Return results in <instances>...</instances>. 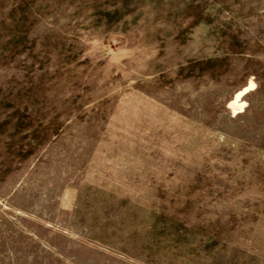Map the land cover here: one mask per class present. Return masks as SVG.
<instances>
[{"label": "rangeland", "instance_id": "obj_1", "mask_svg": "<svg viewBox=\"0 0 264 264\" xmlns=\"http://www.w3.org/2000/svg\"><path fill=\"white\" fill-rule=\"evenodd\" d=\"M0 264H264V0H0Z\"/></svg>", "mask_w": 264, "mask_h": 264}, {"label": "bare ground", "instance_id": "obj_2", "mask_svg": "<svg viewBox=\"0 0 264 264\" xmlns=\"http://www.w3.org/2000/svg\"><path fill=\"white\" fill-rule=\"evenodd\" d=\"M252 88V84L250 85ZM241 97H242V93H240L239 95H237V97L235 98V100L230 104V107L232 109V111L234 113H237L239 111H242L243 109V105L240 104L241 102Z\"/></svg>", "mask_w": 264, "mask_h": 264}]
</instances>
